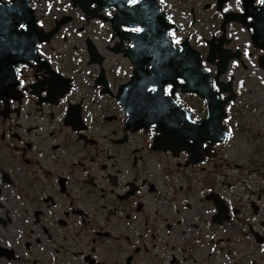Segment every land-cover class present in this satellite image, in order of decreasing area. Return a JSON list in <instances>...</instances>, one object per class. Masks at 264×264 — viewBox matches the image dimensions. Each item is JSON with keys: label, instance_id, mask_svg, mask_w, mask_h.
<instances>
[{"label": "flooded vegetation", "instance_id": "obj_1", "mask_svg": "<svg viewBox=\"0 0 264 264\" xmlns=\"http://www.w3.org/2000/svg\"><path fill=\"white\" fill-rule=\"evenodd\" d=\"M26 1L29 57L0 79V264H264V0H156L136 23Z\"/></svg>", "mask_w": 264, "mask_h": 264}, {"label": "water", "instance_id": "obj_2", "mask_svg": "<svg viewBox=\"0 0 264 264\" xmlns=\"http://www.w3.org/2000/svg\"><path fill=\"white\" fill-rule=\"evenodd\" d=\"M94 1L98 4L97 9H101L102 5H106L107 7L115 6L123 19L129 20L131 23H136L141 15L148 14L154 10H156L157 14H159L158 8L156 7V0H139L138 3L132 6H129V0H113L110 2H101L98 0ZM138 22L142 24V20L139 19ZM21 25H24V29L22 30L20 29ZM145 25H147L146 28L149 31L150 24L146 22ZM35 32L36 27L32 16V11L29 8V4L26 0H12L6 4L0 2V79L4 78L8 74L11 67V70L14 74L15 65L28 59V37L33 33L35 34ZM162 32L165 34L166 29L163 28ZM131 39L135 42L140 40L137 37H131ZM147 42L149 43V41H146L145 43ZM167 49H169V47H167ZM179 53L180 52H178V54ZM178 54L175 56V58H180L177 57ZM175 58L173 57V61ZM183 58H189L191 61H195L197 65V58H199V56L196 52H191L190 50L185 49L183 51ZM190 90L198 92L199 88ZM130 115L148 116L147 112L145 111H134ZM167 129V135L172 139V142H183L181 128L173 126L167 127ZM215 130V139H224V129L219 127Z\"/></svg>", "mask_w": 264, "mask_h": 264}, {"label": "rangeland", "instance_id": "obj_3", "mask_svg": "<svg viewBox=\"0 0 264 264\" xmlns=\"http://www.w3.org/2000/svg\"><path fill=\"white\" fill-rule=\"evenodd\" d=\"M253 89H255L254 85ZM248 139H251L248 140V147L254 150L253 153L258 152V150H260V153L264 152V126L256 118L255 113L248 114Z\"/></svg>", "mask_w": 264, "mask_h": 264}, {"label": "snow or ice", "instance_id": "obj_4", "mask_svg": "<svg viewBox=\"0 0 264 264\" xmlns=\"http://www.w3.org/2000/svg\"><path fill=\"white\" fill-rule=\"evenodd\" d=\"M129 2L131 3V4H136V3H138L139 2V0H129ZM240 3V0H237V4H239ZM21 27H24L23 25H21ZM141 29H139V28H137V29H135V31H140ZM177 43L179 42V41H176ZM153 91H154V89H153ZM231 133L229 132V135H230ZM262 250H264V249H262Z\"/></svg>", "mask_w": 264, "mask_h": 264}]
</instances>
